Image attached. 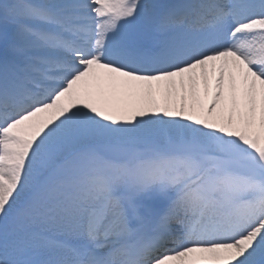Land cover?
Returning <instances> with one entry per match:
<instances>
[{
	"label": "bare ground",
	"instance_id": "bare-ground-1",
	"mask_svg": "<svg viewBox=\"0 0 264 264\" xmlns=\"http://www.w3.org/2000/svg\"><path fill=\"white\" fill-rule=\"evenodd\" d=\"M85 1L0 0V33L4 34L3 40L0 37V58L3 59L8 55L15 57L17 63L24 61L26 63L24 72L31 75L35 66L34 59H40L41 53L32 54L27 52L28 49L39 51L45 43L57 38L60 32L68 33L70 28L67 19L73 16H84L80 9L85 5ZM118 1L108 0L111 4ZM160 2L161 0H145L143 9L161 8L163 5ZM98 5L102 11L100 0L90 4V10L97 12ZM48 6L58 8L61 13L58 15L51 13L47 10ZM69 6L74 8L69 9ZM208 6L211 8L209 13H214L211 19L204 17L205 23L209 26L201 27L203 29L199 30H192L189 27L175 33L176 42L169 50L166 60L163 64L148 69L136 58L122 59L117 54L108 52V48L101 40V35L103 32L110 33L114 24L117 25L116 28L120 26L117 22V14H110L91 29L88 43L81 47V56L77 61L66 64L60 76L61 81H57L54 86L56 89L66 86L60 91L56 101H62L64 114L74 117L78 133L83 130L89 132L81 145L82 148L92 149L100 157L119 164L116 187L121 185L122 191H119V197L110 199L104 212V220L100 221L93 232L92 244L100 248L102 244L112 240L109 237L112 233L115 234L121 229V217L115 211V207L120 201H124L127 211L134 217L139 216L131 220L133 223L148 225L154 221L148 230L151 237L146 246L151 249L147 251V257L144 256V262L140 264H150L158 256L157 260H161L158 264L264 263V241L262 240L264 239V192L250 181H243L232 175L216 177L218 182L233 181L235 184L243 183L250 187L248 191L252 193L253 198L248 205L243 206L244 216L235 213L233 206H231L232 211L226 212L221 210V203L202 208L201 202L193 204L185 201L183 191L189 185H195L200 189L201 192L197 196L209 197L213 189L211 182L205 176L206 171L195 172L193 177L187 173L183 174L182 177L188 180L185 185L175 187V182L170 181L164 189L160 190L156 187L160 179H164L174 171V167L169 166L167 159H173L175 154H182L181 161L184 164L188 163V154L177 145L178 142L183 143L186 138L196 141L199 135H206L212 131L227 143H232L234 140L258 141L264 145V124L261 128V136L258 138L253 123L256 119L264 123V0L249 1L244 7L233 3V0L227 8H221L215 2H211ZM207 9L202 7L198 14H204ZM9 15L23 16L31 22L33 27L30 31L34 36L31 37L32 34L24 31L18 23H8ZM191 15L190 11L180 14L177 7L174 12L164 14V18L161 19L162 28L167 19L194 24L196 16ZM152 18L153 15L150 13L141 16L130 14L127 17L130 27L127 29L126 40L135 36L140 26ZM251 26L261 28L244 29ZM208 27L212 31L208 30ZM215 27L216 31H214ZM237 27L240 28L239 37L248 36L246 43H240V40H229L232 29ZM16 41L26 49V53L12 52L14 49L12 45ZM89 54L100 59V63L91 74L88 68L97 62L95 59L87 58ZM235 60L238 62L237 66L241 67L243 65L241 63H244L247 69L229 68ZM14 63L15 67L19 65ZM155 72L159 73L153 74ZM86 75L88 77L78 84V80ZM54 87L51 89H55ZM201 87L203 91L200 90ZM17 89L22 92L24 87L17 85ZM67 93L68 97L61 100V96ZM172 94L177 95L178 98L182 97L184 106L180 120H177L175 116L176 105L168 98V95ZM5 95L6 102L0 103L3 106H11L19 98L12 91ZM49 95L50 92L42 94L41 99L32 101L29 107L28 104H24L18 109L10 110L9 113L5 110L0 111V219H2L0 234L8 231L9 228L15 229L16 222L23 217L22 210L15 212V206L19 204V201H23V205L31 206L35 202L51 197L47 188L51 182H46V179L52 174L60 173L61 169L57 172L54 169L50 173L44 172V163L48 158L45 152H50L48 156L56 154L58 158L64 157L61 156V150H58L65 147L64 143L62 144L65 136L61 134L63 130L71 126L58 119L56 111L45 110L38 104ZM107 97L110 101L104 102L103 98ZM73 98L85 103L86 110L75 109L69 101ZM211 99L212 105H210ZM96 103H99L101 107L91 110V107H97ZM23 110L28 111L23 113ZM34 110H36L35 113ZM58 110L61 111L60 108ZM38 112L43 114L33 119V123L38 125V131L32 133L30 143L11 132L25 119L33 117ZM159 121H162V124H159ZM7 123H9L7 127L3 128V125ZM98 128L100 133H97ZM104 128L108 129L107 136L97 139V136L102 135ZM164 128L169 130L170 140L164 136ZM178 129L179 138L177 137ZM133 143L138 144L140 149L138 150ZM97 144H99L98 147L95 146ZM163 153L166 154V158L160 156ZM138 155L150 156L143 161L142 167L135 163ZM78 158L85 167H88L86 158L89 157L82 152L70 156L73 163ZM26 166L32 169L30 171L34 174L32 181L37 180V184L32 188H26L24 184V179L27 178L24 170ZM128 167L134 174L127 173ZM138 168L146 174L142 185L139 184L136 174ZM14 170L17 171L16 176ZM103 171L112 172L107 167H104ZM100 184L99 180L85 183L84 193L78 196L79 210ZM216 199L226 200V195L219 194ZM231 199L235 201L234 196ZM159 209H164V214L158 220H146L139 215L147 210ZM191 215L197 217L192 225L184 220L181 223L168 222L170 217L183 219ZM212 220L219 221L220 223H217L219 225L212 226L213 224L210 223L216 222ZM28 223L31 224V220ZM54 226L61 230L82 232L75 223ZM101 226H109L104 234H102ZM176 227L182 230L187 229L189 237L187 241L180 240L181 236L177 235V230L169 229ZM197 229L204 232L202 237L196 238L193 235ZM101 234L102 238L96 237ZM17 242L22 244L23 241ZM139 245L138 251L143 250L142 244ZM0 248L5 253L8 252L5 247L0 246ZM163 253L166 254L163 255ZM1 262L10 264L6 256Z\"/></svg>",
	"mask_w": 264,
	"mask_h": 264
},
{
	"label": "rangeland",
	"instance_id": "rangeland-1",
	"mask_svg": "<svg viewBox=\"0 0 264 264\" xmlns=\"http://www.w3.org/2000/svg\"><path fill=\"white\" fill-rule=\"evenodd\" d=\"M92 1H97V0H92ZM53 5V4H50ZM101 6L104 9V12L102 14H109L110 12H116L119 15V20L120 24L124 25L126 23V19H124L128 13L133 14L134 11H132L131 7V1L129 0H119V2L115 4H111L107 0L101 2ZM137 6V5H136ZM49 10L55 13H61L58 8H54L52 6H48ZM70 8V7H69ZM139 13V11H137ZM13 21H23V23H29L28 20H24L23 16H10L8 19V23H12ZM84 19L89 21L88 25H94L92 23V19L90 18V15L86 16ZM12 21V22H11ZM28 21V22H26ZM6 25V24H4ZM26 29V27H25ZM107 32L104 33V38L107 36ZM124 35V30L119 29V30H114L111 32L110 36L108 38H105L109 41V44L115 46L119 43L120 38ZM0 37L2 40L4 39V34L0 33ZM32 37V36H31ZM232 39V38H231ZM19 44V43H18ZM20 45V44H19ZM112 46V47H113ZM112 47L110 48L112 50ZM113 51V50H112ZM20 52L21 54L26 53V49L22 48L20 45ZM29 53H34L37 51L34 50H29ZM89 59H95L97 63H93L89 66L90 74L91 72L96 69L97 64L100 63L99 57H96L95 55H90L88 57ZM237 60L235 62H232L229 66V68L237 70V68H242L244 70L247 69V65L244 63H241L243 65H238ZM199 68V67H198ZM81 69H79L80 71ZM126 71V70H125ZM159 73V72H157ZM156 74V72L154 73ZM210 74V73H209ZM74 77V76H73ZM88 76L86 75L85 77L81 78L78 80V84L83 82L85 78ZM66 86H63L59 89H56L52 92L51 96L49 99L45 100L43 103H39L41 107H44L45 110H52L56 111L58 116L57 118L66 123L67 125H70L71 127L63 130L61 136H65V138L62 141V144L65 147L58 148V150H61L62 155L64 157H57L56 154H51L48 156V151L45 152L47 154V161L44 163V172L50 173L52 169L54 168H59L62 164H65L64 166L62 165L61 173L58 175H52L48 178L49 181H57L56 188L60 190L61 194H66L67 196L74 197L76 193H79L80 191L83 190V184L82 180H85L88 178V180H93L89 179L91 177L95 176L96 171H98V175H102L101 167L100 166H108L112 168L113 166L116 167L118 164L116 162L108 161L105 158H99V155L96 151H92V149H83L82 144L85 142L84 140L86 139V136L89 135V132L86 130H83L81 133H78V128L75 126V121L74 117L69 116L68 114H64V111L61 106L62 101H56L58 95L60 94V91L62 89H65ZM203 87L200 88V90L203 91ZM68 97V93L65 96H61V100L64 98ZM70 98V97H69ZM68 98V99H69ZM168 98H170L173 103L176 105V111H175V116L177 120H180V115L182 114V107L184 104L182 103V97H177V95H168ZM72 105L75 107V109L78 110H86L87 105L85 103H81L77 99L73 98L69 100ZM103 101H110V98H103ZM97 107H91L92 109H98L101 106L99 103H96ZM212 105V99L211 103ZM210 107V106H209ZM60 108V112L58 110ZM36 110H34L35 113ZM43 112H38L36 113L33 117L25 119L23 122H21L17 127L12 129L11 132L14 134L23 137V139L27 142L30 143L31 139L30 136L32 133L37 132V124L33 123V119L37 115H42ZM256 119V118H255ZM180 122V121H179ZM254 123V129H256V137L261 136V128L264 123L259 119H256ZM9 123L5 124L3 128H6ZM104 124V127H106V124ZM159 124H162V121H159ZM97 133H100L99 128L97 129ZM108 129L104 128L102 130V135L97 136V139L105 138L107 136ZM164 136L170 140L169 137V130L167 128L163 129ZM177 137H180V132L179 129L177 130ZM133 142V141H132ZM135 144V143H133ZM177 145L183 149L185 153L188 154V164H184L183 161L180 159L182 158V154H175L173 159H168L169 164L173 166H177L176 171L177 172H182L183 170L189 171V170H198V169H205L208 170L209 172L211 171L212 173H218L221 175H238L237 177H241L242 179L250 180L251 183H254L256 186L259 187L260 190L264 191V169H262L260 166H264V145L261 142H238L236 140L232 141V143H227L226 140L222 139L217 134H214V132L210 131L206 135H199L196 141L190 140V138H186V140L181 143L178 142ZM96 147L99 146V144L95 145ZM135 147L139 150L140 146L138 144H135ZM57 150V152H58ZM79 153L82 152L86 157H93V158H86V162L88 164V167L84 166V163L81 161V159H75L74 163L70 160V156L74 153ZM166 154L163 153V156ZM79 157V156H78ZM138 157V158H137ZM135 159L136 163L141 164V162L144 159L150 158V156H144V155H138ZM153 157V156H152ZM104 161L102 165H100L99 161ZM257 160V161H256ZM25 172L27 173V178L24 179V184L26 186H33V184H36V182H32V179L34 177V174H31L30 171L32 169L30 167H24ZM17 171L14 170V174L17 175ZM31 174V175H30ZM137 175L141 176L142 172L140 169L137 170L136 172ZM108 175H111L108 173ZM103 175L104 177H109V176ZM115 178H113L114 180ZM145 178L143 177V180ZM140 180V183H143ZM178 183V182H177ZM249 183V182H248ZM59 184V185H58ZM168 185L167 182L159 181L156 183V187L158 188H163ZM243 185V184H242ZM231 186L237 187L235 184H232ZM107 187L108 191L110 192L111 188H114V182L113 181H107V184H104L103 189ZM146 187V185H145ZM160 188V189H161ZM250 187L248 185H243L241 190L242 192H246ZM102 189V191H103ZM113 190V189H112ZM250 190V189H249ZM117 191V190H115ZM24 192V191H23ZM59 192V191H58ZM118 194V192H116ZM78 195V194H77ZM116 195V194H115ZM62 196V195H60ZM93 197V196H92ZM47 201H43V204ZM40 203H36L38 205ZM34 207V206H33ZM127 209L125 206L124 202L119 203V208L118 209ZM27 211H30L31 209H26ZM131 217V215H129ZM2 222V219H0V224ZM264 241V239H263ZM204 246V245H203ZM41 258L36 259V264H43L41 263ZM47 261V260H46ZM17 264H22L23 262L17 261ZM153 262L152 264H154Z\"/></svg>",
	"mask_w": 264,
	"mask_h": 264
}]
</instances>
